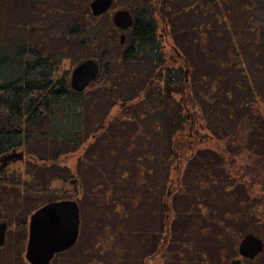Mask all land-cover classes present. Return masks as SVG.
<instances>
[{"label": "rangeland", "instance_id": "rangeland-1", "mask_svg": "<svg viewBox=\"0 0 264 264\" xmlns=\"http://www.w3.org/2000/svg\"><path fill=\"white\" fill-rule=\"evenodd\" d=\"M91 1L0 0V57L3 53L18 57L19 45L38 47L59 60V76L63 77L66 89L71 88L69 80L81 61L94 58L101 65L97 81L92 82L83 96L56 100L53 112L38 125L39 135L31 137L29 151L33 155L49 160L61 159L59 179L51 174L52 167L37 171L35 165L18 161L10 165L7 186L0 182V217L5 216L12 228L48 200L78 195L74 183L79 181V176H73L69 169L72 159L68 156L75 145L58 141L55 134L78 126L86 129L88 116L101 119L111 109L119 108L114 105L116 100L121 102L137 97L138 91L155 72L152 51L146 44L139 46L138 55H124L132 43V31L117 30L113 21L114 12L120 8L129 9L133 15L148 13L150 17L153 1L115 0L107 12L98 16L87 10ZM208 1L210 5L206 3ZM217 1L220 3L168 0L169 9L164 13L171 19L173 30V37L167 41L175 43L191 61L189 82L199 103L203 107L201 99H214L213 106H217L214 114L219 116L215 130L230 133L240 123L244 109L248 108L245 103L234 106L235 101L247 99L259 103L264 97V1ZM123 32L126 39L121 42ZM235 61L238 67L233 70L231 63L234 65ZM9 64L15 66H12L13 62ZM9 64L0 66L4 75L16 73L15 69H18H10ZM243 69L249 73V79L241 73ZM104 80L108 81V86L97 88L96 84ZM248 84L254 85L255 91L247 90ZM225 91L231 96H220ZM150 92L151 89L135 106L119 108L120 116L113 119V123H125L124 137L128 138L135 127H142L138 115L152 106V164L145 157L140 161L143 166H152V176L145 175L141 168L136 180H127V186L123 187L116 180L119 176L115 170L117 156H109V160H104L103 155L98 157L105 162L102 174L87 168V162L81 161L83 187L85 183L88 186L97 183L102 187H96L93 197L87 193L80 197L78 243L52 264H118V255L124 257L122 264H141L157 247L165 220L162 202L171 163L163 144L167 138V113L177 110L179 103ZM220 99L222 106L216 103ZM157 110H163L167 115L163 113L160 114L162 118L157 117ZM263 115L262 111L251 112L252 121L261 123L250 132L247 141L252 139L255 147L264 148ZM128 119L131 120L126 123ZM211 151H202L199 155V180L189 186L187 192L167 197L172 212V234L164 264H200L201 261L203 264H229L238 255L239 243L246 234L255 233L264 239V174L244 170L248 163L246 158L235 160L236 166L226 162L222 167ZM27 172L29 176H26ZM145 179L148 183H143ZM24 185L28 190L23 188ZM110 185L115 194L109 199L111 204H107L103 196ZM151 185L154 193L150 191ZM117 202L118 207L126 206V210L118 212ZM15 232L8 231L7 246L1 252L6 260L22 264L20 254L12 250L11 242L19 239ZM197 252L202 253L200 262L197 257L190 261L187 256L197 255ZM244 264H264V252L254 260L245 259Z\"/></svg>", "mask_w": 264, "mask_h": 264}, {"label": "trees", "instance_id": "trees-1", "mask_svg": "<svg viewBox=\"0 0 264 264\" xmlns=\"http://www.w3.org/2000/svg\"><path fill=\"white\" fill-rule=\"evenodd\" d=\"M211 1H215L214 3L216 4L220 3L217 0ZM259 1L263 2L264 0ZM206 3H209L208 5H210V1ZM89 9L90 7L88 6L87 10L89 11ZM157 23L158 22H156L154 18L148 17V13L137 15L136 24L132 30V43L130 44V49L125 52L124 55L127 57L138 55L140 52L139 46L153 38L157 40V52L155 54L156 62L163 63V54L159 50L161 47H158V45L161 44L159 43L160 39L157 34ZM18 52V57L10 56L8 53H3L0 57V66L2 64L5 65L13 62L12 66L14 64L15 66L11 67L9 64L10 69H14L15 67L18 68L15 69L16 73L9 72L8 75L1 73L0 69V155L12 148L21 146L25 141L26 136H28L27 138L29 142L31 141L32 136L37 137L39 135V133H37L38 125L46 116L53 112V104L55 101L61 98H66V96L70 97L69 92H71L70 90L67 92L64 90L66 87L64 85L63 77L60 78L59 76L58 59L45 54L38 47L33 45H30L29 47L26 45H19ZM25 52H27V54H25ZM231 66L233 70H235L238 67V64L235 61L234 65L231 63ZM184 73H186L184 68L182 69L180 67L171 66L169 69H166L161 73L162 76L157 82L152 84L153 95H159L165 100L177 101L179 103L178 109L173 110V113L169 114L167 138L163 141L169 154L168 158H170V162L172 161L171 170L177 171L178 174V171L181 168V173H183V168H185L183 165L187 163L189 165V167H187L189 171L188 177L190 178L192 176L193 178L196 175L200 177V173L198 172L200 166L196 160L200 158L192 155V149L185 146V144H188L189 142L188 132L192 126L190 122L187 123L186 116L184 115L188 112L186 111V109H188L196 115L203 111L206 120L205 125L206 127H210L211 134L214 129L213 134L215 137L206 141L207 143L203 145V151L212 150V153L215 154L214 157L221 161L219 165L224 167L223 165L228 162L230 166H236L235 160L238 158H246L249 164L247 163L246 168L243 167L244 170L249 171L252 169L255 174H264V148L255 147V143H251L252 139H250L251 141H247L250 138V132L255 131V129L259 127V123H261L258 121H252L250 114L252 111L264 112V97L259 103L254 101L250 102L247 99H237V101H235L234 106H242V103H245L244 105L248 107L244 109L245 111L241 114L240 123L233 129V134L237 136L235 140L232 132L227 133L215 130L218 121L217 117H219L214 114L217 112V106H213L215 100L201 99L204 103L203 108L198 102L197 96L193 93L192 89L194 88H192V83L185 80ZM241 73L246 74L247 79L250 78L248 77L249 73H246L244 69ZM57 78L58 80H56ZM58 81L63 85L61 86L62 89L59 92H56L54 86ZM184 81H186V83ZM183 83H185L187 87V96L184 95L183 101H179L180 95H183ZM246 88L247 90L251 89L252 91H255L254 85L248 84ZM221 95L222 97H226L227 95L231 96L229 91L220 93V96ZM254 100H256V98ZM216 103H218L219 106L223 105L221 99ZM163 113L165 114V111L163 110L156 111L157 117L162 118V115L160 114ZM194 126L196 125L194 124ZM194 126L192 127L194 128ZM260 128L263 129L261 125ZM84 130L85 127L78 126L75 129L61 130L55 135L58 141H68L69 143L74 141L71 137L72 134L75 136L77 135V137L82 135L85 139V134L83 133ZM35 131L36 133H34ZM207 131L208 130H206V132ZM82 141L79 140L77 144H81ZM187 158H190L191 160L187 162ZM176 159L183 161V164L180 165L178 170L177 165L174 163ZM49 161L50 163H56L57 160L52 159ZM250 190L251 189L248 188V191ZM163 199L162 204L165 207L164 226L160 233L157 247L152 252V264L164 263V254L167 245L170 244L171 240L172 212H170L168 198L163 197ZM49 201L52 200H48V202ZM166 206L168 209H166Z\"/></svg>", "mask_w": 264, "mask_h": 264}, {"label": "flooded vegetation", "instance_id": "flooded-vegetation-1", "mask_svg": "<svg viewBox=\"0 0 264 264\" xmlns=\"http://www.w3.org/2000/svg\"><path fill=\"white\" fill-rule=\"evenodd\" d=\"M152 1H153L152 3L153 12L150 17L154 18L156 22H158L156 27L158 28L157 34H158V38L160 39L159 43L161 44V45H158V47H161V49L159 50L163 54V63L156 62L155 54L157 52V43H156L157 40L153 38L152 40H148L145 44H146V48L149 49V51H152V55H151L152 63L155 66L154 67L155 72L153 74V77L147 82V84L141 87V90L137 89L139 90L137 97L135 98L132 97L128 101L124 100V101L118 102V100H116L114 102V105H117L120 109H128L127 107L133 106L134 104H136L137 101H140L142 98L147 97L146 94L149 91V89H151L150 93H152V84L157 82L158 79L162 76L161 73L164 72L166 69H169L171 66L180 67L182 69L184 68L186 72L184 73L185 80L186 81L190 80V77L187 76L188 75L187 73L190 70L191 61L184 54V51L181 50L179 47H177L175 43L167 41L173 37V32L171 30V25H170L171 19L168 16H166V14L164 13V11H166L167 8L169 7L168 0H152ZM136 20H137V15H134V24L128 30H131V31L133 30L136 24ZM117 29L123 30L119 28L118 26H117ZM160 30L161 32L159 33ZM196 41L197 39L194 40V42ZM129 49H130V46H127L125 52H127ZM100 70H101V65H100ZM97 77L93 81H97ZM56 80H58V78ZM186 81L184 82L186 83ZM69 82H70L71 88L69 89L64 88V90L65 92L70 90L71 92L69 93H70V96L72 97H82L83 93L88 88H90L92 84L91 82L83 91H77L72 87L71 79L69 80ZM185 83L182 84L183 95H180L179 101H183V96L187 94L186 93L187 87ZM62 85L63 84L58 81L54 86L55 91L59 92L62 89L61 87ZM96 86L99 89L103 88L104 86L107 87V82L104 80L101 83L99 82L98 84H96ZM192 90H193V93H195V89H192ZM119 98L121 99V96H119ZM119 108L111 109L104 116H102L101 119H99L100 117L97 119H93L91 116H88L89 120L87 122L85 121L86 129L85 131H83V133L85 134L84 135L85 139L83 138L82 135H79L78 137L76 135L75 137H73L74 139L73 143L75 146H74V150L68 154V156H70V158L72 159V163H71L72 165H69V169L73 172L72 173L73 176L75 175L79 176L78 178L79 181L74 183L76 186L74 191L75 193L78 194L77 197L75 198H78L79 200H80V197H82L84 193H87L88 196L93 197L95 195L93 193L97 189L96 187H102V185L97 184V183L92 186H88V184L85 183L83 187L82 180L80 177L81 174H80V167H79L80 162L83 160L84 162H87L86 167L88 166L89 169H94L95 172L102 174L103 172L102 164H104L105 162L102 160H99L98 157L103 155L104 160H109V156L110 157L117 156L116 160H118V167L115 168V170L116 172H119V176L116 177V180L118 182H121L123 187L127 186L126 185L127 180H130V181L136 180L135 177H138L140 175L141 168H143V172L145 175L148 174V176H152V166L146 167V165L143 166L140 163L141 159L145 157V158H148L149 162H151L152 164V106L149 109L144 110L138 115V118H140L142 121L141 122L142 127L139 125L135 127L133 131L130 133L128 138L124 137V135L126 134L125 130L127 128V126H125V123L123 122H121L120 124L113 123V119H117L120 116ZM186 111L188 112L184 115L186 116L187 123L190 122L192 126H194V124L196 126H194V128L192 126L190 127V131L188 132L189 142L188 144L186 143L185 146L190 147L192 149V155H195L197 156V158H199V155H201V152L204 149L203 145L207 143L206 141H208L211 138L213 139L215 137V135L213 134L214 129L212 130V134H211L210 127H206L205 125L206 120L204 118L203 111H201L200 113H197V115L195 113L190 112L188 109H186ZM172 113H173V110L168 112V114H172ZM130 120L131 119H128L126 123H128ZM206 130L208 131L206 132ZM232 134H233V130H232ZM139 136L141 137L139 138ZM27 137L28 136H26L25 141L22 143L21 146L12 148L11 150L4 152L8 154L12 152L14 149H16L17 151L21 150L24 152L23 158H19V159L17 158L16 160L13 159L11 161L4 162L3 159H1V157L3 156L2 154L4 153L1 154L2 156L0 155V182L4 183L2 185H6L8 183L7 177L10 175L9 173L10 165L13 162H18V161H22L26 163L27 165H31V164L35 165L34 170H37V171L39 170L43 171L45 168L52 167L51 174L56 176L58 179L62 175V173H60L59 168H58V166H60L61 159L56 161V163H50V161L46 158H43V157L39 158L35 154L33 155L29 151V148H30L29 146H30L31 141L29 142ZM233 138L236 140L237 136L233 134ZM79 140H81L82 143L78 145L77 142ZM186 160L188 162L191 159L187 158ZM196 160L198 161V159ZM171 163L167 171L166 183H165L167 187H166V192H165L164 197H170V196L176 195V193L178 192L185 193L188 191L187 188L189 189V186H191L192 184H195V182L199 180L198 175H196L193 178L192 176L190 178L188 177L189 171L187 167H189V165L187 163L183 165V167L185 168H183V173H181L182 169L181 168L179 169V167L180 165L183 164V161L182 160L180 161L178 159L175 160L174 163L177 165V170L179 169L178 174H177V171L171 170L172 168ZM129 167H131V169H129ZM26 176H29L28 172L26 173ZM145 178L147 177L145 176ZM70 181L72 183L74 182L73 179H71ZM143 183H148V182L145 179L143 180ZM185 185L187 187H185ZM137 187H138V184L136 185V188ZM23 188H26V190H28L27 185H24ZM150 191L151 193L155 192L152 190V185H151ZM114 194L115 192L113 190V186L110 185L107 192L105 193V196H103L107 204H111L109 199L114 198ZM118 204L119 203L117 202L116 206L114 205L115 208L118 209V212H121L120 210H126V206L118 207L119 206ZM166 209H168L167 206H166ZM32 214L33 212L27 215L20 222H18L15 225V228L11 227L10 221L6 219L5 216L0 217V223L5 222L7 224L5 242L0 245V259H2L0 262L2 264L4 262H7L9 264H14L10 261L11 259L6 260V257L1 252V250L7 246V236H8V231L10 229L15 230L16 231L15 233L19 235V239L17 240L15 239L14 242H11L12 250H16L20 254L19 258L22 259L21 260L22 264H34L27 259V255H26L27 245H28V240H29L30 218ZM77 243L75 245H77ZM73 247L69 248L66 251L57 253L54 259L52 260L51 264L60 255L65 254L66 252L71 250ZM262 253L258 254L255 258H257ZM201 256H202V253L197 252V255L194 254L193 256H187V257H189L190 261L192 262H193V257H197V259H199V262H200ZM239 257L242 258L243 264H244V261L247 258L240 256L239 249H238V255L234 259L239 258ZM254 259H251V260H254ZM93 260L94 259H92V261ZM123 261H124V257L123 256L121 257L118 255L117 257L118 264H122ZM141 264H152V252L143 259ZM200 264H203V261H201Z\"/></svg>", "mask_w": 264, "mask_h": 264}, {"label": "water", "instance_id": "water-1", "mask_svg": "<svg viewBox=\"0 0 264 264\" xmlns=\"http://www.w3.org/2000/svg\"><path fill=\"white\" fill-rule=\"evenodd\" d=\"M115 0H92L90 9L98 16L107 12ZM116 26L123 30L130 29L134 24L133 13L126 8H120L113 14ZM126 34L120 35L124 42ZM100 64L94 58H86L73 70L71 75L72 87L83 91L99 74ZM24 152L14 149L4 154V162L23 158ZM7 224L0 223V245L5 242ZM81 230V208L79 199H60L49 201L33 212L30 218L29 240L27 245V259L34 264H51L57 253L73 247L79 238ZM264 251L263 239L255 233H248L240 241L239 255L254 259ZM229 264H243L241 257Z\"/></svg>", "mask_w": 264, "mask_h": 264}]
</instances>
